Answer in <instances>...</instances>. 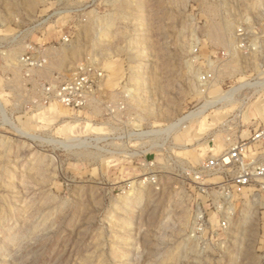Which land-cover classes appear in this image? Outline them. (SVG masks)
<instances>
[{
	"label": "rangeland",
	"instance_id": "1",
	"mask_svg": "<svg viewBox=\"0 0 264 264\" xmlns=\"http://www.w3.org/2000/svg\"><path fill=\"white\" fill-rule=\"evenodd\" d=\"M80 74L87 104L53 98ZM258 78L264 0H0V264H264L263 197L196 178L264 122Z\"/></svg>",
	"mask_w": 264,
	"mask_h": 264
},
{
	"label": "built area",
	"instance_id": "2",
	"mask_svg": "<svg viewBox=\"0 0 264 264\" xmlns=\"http://www.w3.org/2000/svg\"><path fill=\"white\" fill-rule=\"evenodd\" d=\"M235 33L234 46L251 47L246 41L245 29L239 27ZM209 77L203 74L200 80L206 81ZM91 91L90 76L80 74L59 85H52L50 93L67 106L81 107L84 103L87 104ZM205 174L213 175L216 179L219 177L217 182L212 183L216 187L215 192L209 193L214 198L213 201L219 204L218 211L222 212L224 205H228V212L234 197L243 195L262 196L264 205V122L253 126L246 137L229 142L222 153L207 158L197 171L196 178ZM202 191L206 192L205 189ZM195 225L197 230L203 228L202 212L197 215ZM220 226H227L224 217L220 219Z\"/></svg>",
	"mask_w": 264,
	"mask_h": 264
},
{
	"label": "bare ground",
	"instance_id": "3",
	"mask_svg": "<svg viewBox=\"0 0 264 264\" xmlns=\"http://www.w3.org/2000/svg\"><path fill=\"white\" fill-rule=\"evenodd\" d=\"M254 49H255V47H253ZM250 83V81L249 80H246V81H243V82H241L239 85H237V86H235L231 91H229V92H226V93H223L222 95H219V96H217L216 98V100L215 99H211L212 101H215V102H218L219 101V103H221L224 99H227V98H231L232 96H233V94H236L237 93V90H238V88L240 87H247V85H250L249 84ZM256 83H264V78H258V80L256 81ZM129 93V92H128ZM213 104V103H212ZM207 105V104H206ZM263 109V108H262ZM263 113V112H262ZM192 116L193 117H197V119H199L200 117H202L203 116V110L202 109H199V110H197V111H195V112H189V113H186L176 124H175V126H174V130H179V129H181V128H183V127H185L186 126V124H187V122L189 121V120H191V118H192ZM140 189V188H139ZM127 195H129V196H124L126 199H128V200H126L125 201V204H126V207H127V209H128V214L127 215H125L126 216V218L128 219V216H129V214H130V211H132L133 210V207L134 206H136V203L141 199V194H140V191H138L137 192V190H134V192H132L131 194H127ZM121 204V203H120ZM119 205V204H118ZM124 204H122V207H124L123 206ZM119 208V207H118ZM118 210V209H117ZM121 210V209H120ZM121 212V211H120ZM120 215V214H119ZM122 215V214H121ZM115 220V219H114ZM129 220V219H128ZM115 222H117V223H119V221H116L115 220ZM122 222V221H121ZM120 224V223H119ZM122 225V224H121Z\"/></svg>",
	"mask_w": 264,
	"mask_h": 264
}]
</instances>
